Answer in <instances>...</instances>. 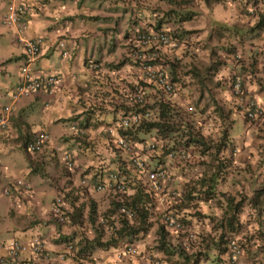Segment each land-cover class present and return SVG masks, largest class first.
<instances>
[{
	"label": "crops",
	"instance_id": "obj_1",
	"mask_svg": "<svg viewBox=\"0 0 264 264\" xmlns=\"http://www.w3.org/2000/svg\"><path fill=\"white\" fill-rule=\"evenodd\" d=\"M135 1L137 2L138 0ZM253 1L221 0L210 7L204 6L202 8L205 15L210 16L213 22L208 20L206 25H191L186 23L192 20L190 19L183 22L181 26L186 30H191L190 33L185 35L187 41L190 43L188 49L201 54V56H195L194 54V59L192 60L195 61L197 58L203 60L205 58L204 60L207 61L209 59V56H206L208 51L219 48L220 50H217L220 55L219 58L222 60L224 58L225 63L222 65V68L219 67L215 70L214 77L212 76V78L218 80L225 72L240 71L245 75L244 83L247 90L254 92L257 99L261 103H264V28L258 27L253 29V27H256L257 18L255 14H248V8L251 6L255 7L256 3H259ZM123 3L122 0H48L45 6H41L40 10L33 16L30 28L27 30L30 31L33 26L40 23L43 19L42 28L47 26L51 29L49 39L57 33L58 36L62 35L76 41V46L73 47L68 62L63 63L60 59L56 61L52 60V47L46 45L45 47L47 48L44 53L33 64V67L39 69V71L52 70L60 72L63 75L67 72L75 73V75H69L62 82L58 91L53 97H50L49 105H44L43 101L47 100V96L43 93L18 99L9 114L8 129L0 131L1 137L5 138L8 135L9 138L17 137V139H21L22 141L35 128H47L51 132V140L43 151L30 155L25 152V157L18 163L23 176L17 177L30 180L33 185L31 190L23 194L20 189L15 188L16 192H14V195L0 196V205H3V203L6 205L8 214L21 210L33 217L28 220L29 222H25L26 219L19 223L13 221L11 224V219L2 215L4 223L0 222V238L9 237L6 234L7 231L13 230V233L20 238L28 239L32 236L31 234L40 233L47 241V256L24 253L22 259L28 261L30 264H105L107 263L106 259L101 260V258L98 259L97 257H105L106 253L104 252L112 250L111 248H93L89 253V257L92 259L88 260L87 256L80 255V250L89 240L98 238V233H93L89 224L84 225L83 229H78L77 222H75L76 224H71L75 221L74 218H71V221L66 223L69 226H64L65 224L56 223L53 215L51 216L50 204L52 196L58 188L57 186L61 187L69 184V175L68 177L63 175V167L52 158V156L54 157L52 146L57 142L67 139L66 136L69 130L63 124L68 121H63V118L77 116L81 121L85 122V139L88 137L91 143L95 145V148H92V144L90 147H87L84 144L80 145V143H69L71 147L76 148L74 149L76 152L75 157L79 164L77 174L73 175L74 180H77L81 172H83L82 176L91 177L94 172L92 169H95L96 166H102L103 162L109 167L115 165L124 167L125 162L113 155L106 137L107 123L115 118L112 104H100L98 100L101 95L110 101H112L110 95L118 100L120 96L117 97L115 93L117 91L120 92L117 85L119 79L126 76L125 81L133 82L131 75H134L135 78L140 77L139 70L130 59L118 69L110 68V65L106 64L114 60L116 51L118 50L117 47L124 50L123 54L126 55L128 38L124 30L125 28L126 30L129 28L130 21L126 22V18H124L117 24L118 14L125 7ZM131 5L135 6L136 13L140 15H143L141 14L142 12L150 13L147 5L136 6L134 2ZM144 20L152 21L154 17ZM144 20H141L140 23L143 24ZM216 26L222 27L215 29L217 28ZM8 34V29L5 27L0 28V97L3 98V103L10 102L11 97H9V100L5 97L6 95L10 96L6 91L7 83L13 82L18 73L16 64L14 65L7 59L10 57L15 58L14 56H18L19 58L22 53V45L12 43L9 40ZM32 34L27 36H31ZM6 42L10 44L8 45ZM218 44L221 46L219 45V47ZM229 47L239 51L241 59L235 60L231 58L233 50L229 51ZM163 48L168 53L172 52L166 46H163ZM224 53L227 58L224 57ZM213 54V58H216L217 54L215 51ZM89 57L97 58L104 64L100 71L91 72L85 70L83 62ZM129 66L132 67L130 71L131 75H128ZM118 74L122 77L116 80ZM177 74L181 77L180 68ZM111 78L116 80L113 86L115 88H111ZM222 87L225 89L223 82L217 88L220 90ZM146 90L148 93L153 89L151 86H147ZM184 91L193 92V90L188 89V86L184 87ZM196 92L198 93L197 90ZM123 98L124 96L119 101ZM126 101L127 99L125 103ZM122 109L124 110V108ZM121 110L118 109L117 111ZM171 167L174 173L178 175L181 173L175 166ZM5 169L6 165L4 164L0 170V187H3L11 180V176L6 174ZM13 171L14 166L11 168L10 173ZM15 177L12 176V178ZM260 180L262 183H259L249 191V195L259 186H264V176ZM52 183L55 184L53 185ZM226 196L230 197L229 193H226ZM104 200V193L96 191L91 193V203L96 204L99 210H104L105 206L109 205ZM262 204V209L259 210L257 207L250 206L249 203L244 202L242 207L250 210L252 219L248 225L249 229L244 228L243 233H238V236H242V239L245 240L247 235H244V233L248 230V236H250L251 230H254L253 240L255 243L253 246L257 249L260 257L264 253V201ZM72 209L73 207L69 210L72 211ZM204 218L203 220H198L199 222L195 219L193 225L195 228L200 226L205 228L211 222L210 229L207 231L210 233L211 229H213V222L208 217ZM8 225H10L9 228ZM251 226H253V229ZM213 232H216L215 229ZM101 235L100 240L104 238L103 234ZM69 238H73L76 241V250L61 260L58 255L62 250L63 241ZM250 249H252V246ZM209 253L211 255L203 261V264H225L224 259H215L218 255L215 249L214 252ZM246 253L248 254V248Z\"/></svg>",
	"mask_w": 264,
	"mask_h": 264
},
{
	"label": "rangeland",
	"instance_id": "obj_2",
	"mask_svg": "<svg viewBox=\"0 0 264 264\" xmlns=\"http://www.w3.org/2000/svg\"><path fill=\"white\" fill-rule=\"evenodd\" d=\"M124 3L123 5L124 10L120 11L118 14L117 24L120 23L124 18H126V22H129L131 11L135 10V6L131 5L132 2L135 3L136 6L139 5H147L150 9V13H145L146 18L154 19L156 17H160L164 15V18H166L167 23L165 26H169V23L176 21V11L174 10H180L183 8H189L192 9V14L194 15V18L191 21H187L188 24H200L206 25L207 21H212L210 19V16H206L204 13V10L202 9L205 5H203L205 2L203 0H175V2L167 1V0H138L137 2L135 0H122ZM4 0H0V18L2 14L6 11V4L4 3ZM131 9V10H130ZM174 9V10H170ZM107 23V22H102ZM43 19L40 23L33 26L30 31H23L21 34L23 36H27L29 34L36 35L38 32L40 33L43 28ZM125 24V22H124ZM219 25V24H218ZM44 26V25H43ZM222 27V26H216ZM2 28V26H0ZM42 28V30H41ZM214 29V27H213ZM58 40L57 33L52 36V38L49 39L48 43L56 44ZM8 45L10 43L6 42ZM185 44H182L181 48L178 49V52H182ZM117 51L115 54L114 61L111 64V68L114 64L118 63L119 60L124 59V54L122 49L120 47H117ZM189 51V50H188ZM181 54V53H180ZM192 54H195V56H201V54H198L197 52H193ZM220 55L217 54L216 60L219 61L222 60L219 58ZM192 58V57H191ZM191 58L184 60L182 68L187 66H194V68L197 69V66L199 68L198 71L208 69L210 66V61L205 62V58L203 60L197 58L195 61H191ZM51 59L57 60L60 59L63 63L68 62L70 59L69 57L61 58L59 54L57 53L56 49H52L51 53ZM110 59V58H109ZM194 59V58H193ZM11 63L14 65L16 64L15 61L12 59L10 60ZM204 61V62H203ZM108 64V63H106ZM212 63L211 65H213ZM104 64L102 63V66ZM120 67V66H118ZM130 70L128 75H131V69L132 67L129 66ZM224 70V69H223ZM182 71V69H181ZM184 71V69H183ZM183 71L181 74L183 75ZM196 74V72H194ZM201 72H198L196 79L192 77V79L188 80L189 76H184L185 83L182 85L187 84L189 90H193V92H185L182 87L178 90L176 95L173 96V99H178L181 101L183 107H185L186 103L188 101H192L195 103V106L197 108L196 114H189V119L193 122L192 126L194 127V132H199L200 137H202V140L204 143L201 144H193L191 147L192 152V159L190 161H184V162H174L170 163L171 166H175L180 170V174L175 173L176 177V186L179 190L180 188V194L182 197V201L176 204V208L179 212L184 213H190L192 216L191 218H188V222L192 224L195 219L203 220L204 217H208L212 220L213 226L208 233V229H210L211 222L207 224V226L204 228L202 226L196 228L195 235L200 239V237H204V244L207 243L208 246V252H214L213 247V240L212 237L216 236L219 233V228L223 225V221L226 218L224 217V214L228 213V202L226 199V193H229L231 197H233V203L232 205L236 204L241 199H248L250 198V195L248 194L249 191H251L255 186H257L261 182V178L264 176V121L259 122V120H248L245 118L244 114L240 111H238V108H236L235 101L230 93V91L227 88H221L220 90L217 88L218 85L216 84L215 79L209 77V75L204 74ZM127 75V76H128ZM206 75V76H205ZM122 77L121 75L116 76V80L118 78ZM133 77V81L136 80L134 75H131V78ZM199 78H202V83L199 82ZM126 76H123L119 79V83H122L124 86L128 84L129 82L125 81ZM113 84L116 82V80H113ZM105 81V79H104ZM182 84V82H180ZM6 85V84H5ZM185 86V87H187ZM1 87V85H0ZM198 91V93L196 92ZM184 91V92H183ZM155 91L151 90L148 92V96L152 97L154 95ZM196 93V95H194ZM116 96H121L123 93L122 91H117L115 93ZM1 95V94H0ZM9 95V94H8ZM7 100H9L10 96H5ZM126 98V97H124ZM120 99V97H119ZM118 99V101H119ZM3 98L0 97V103ZM114 100L117 101V99L114 98ZM183 101L185 103H183ZM112 111L115 110V102L112 101ZM197 104V105H196ZM215 115V116H213ZM5 134V133H4ZM143 136H149L147 133L140 134V137ZM7 137V138H6ZM5 138L0 136V162L4 166L6 165L5 172L7 175H10L11 180H15L18 177L17 176H23V172L20 171V166L18 163H20V160L25 157V151L22 146V140L17 139V137H10L7 135ZM172 138L171 136H169ZM169 140V139H168ZM221 141H225V144L223 147H220V150L217 151V147ZM90 142V141H89ZM92 144V148H95V145ZM208 146V149H203V145ZM163 147H159L158 152L159 154H162ZM158 152L154 153V155H159ZM218 152V153H217ZM114 156L117 157H126L125 154H120L118 152L114 153ZM147 156V155H146ZM164 157V155H161ZM148 159L151 160L149 156H147ZM218 158H222L226 160L227 165L223 164L218 166V163H220ZM152 161V160H151ZM154 162V161H153ZM59 163V162H57ZM14 166V171L10 173L11 168ZM59 167V165L57 164ZM62 166V165H61ZM65 168V167H64ZM217 169V177L215 178V181L213 184H215L214 187V194L211 196V198L205 200L203 197H197V192H199V187H201V177H209V175L214 172ZM184 171L187 172L183 173ZM63 175H66V170H63ZM121 174L123 176V173L121 171ZM125 175L131 174L132 181L135 180L134 177H136L133 173V171L130 170V168L125 169ZM12 176H16L15 178H12ZM180 176V177H179ZM130 177V178H131ZM53 185L55 183H52ZM193 186V187H192ZM230 187V188H226ZM260 187V186H259ZM131 192V196H134L133 188H129L128 190ZM195 191V193H193ZM253 194V193H252ZM105 196V203L109 204L106 205L104 210L109 209V207L113 206V203H111V197L104 193ZM2 197V196H1ZM91 199V196L87 197V200H85V205L83 206V210L81 211V216L83 219L86 217V212L88 209L89 200ZM143 199L148 200L145 196H143ZM101 201L103 199L100 198ZM152 200V201H150ZM148 202L152 205L150 206V220L152 222V227L150 228L149 232H147L144 235H139L135 237V244L137 245L138 254L126 257L123 261H119L115 259L114 251H108L104 252L106 253V256L103 257H97L98 259H106L107 263L105 264H113L116 262V264H127V263H140V262H152L154 263L155 259L150 255L151 252L155 249V244L158 242V233L156 232L157 227L159 226V217L160 213L163 209L166 208V205L164 203H161L156 198L150 199ZM142 202L140 200L139 204ZM263 203V200L260 201L259 205ZM149 206V205H148ZM262 209V208H261ZM101 209L100 211H104ZM244 212L241 213L240 220H241V228H240V234L243 233L244 228H248V225L251 223L252 214L250 210L247 208L243 210ZM2 215L5 217H9L11 219V224L14 222L19 223L24 220L25 222H29L28 220L33 218L32 216H29L26 212H23L21 210H16L15 213H7L6 205H0V222L4 223L2 221ZM228 215V214H227ZM205 219V218H204ZM75 220V219H74ZM205 221V220H204ZM77 222V221H76ZM69 223V222H68ZM71 223V222H70ZM75 223L74 221L71 223ZM79 223V222H78ZM87 223V222H86ZM76 224V223H75ZM81 224V223H79ZM204 224V222H202ZM78 225V224H77ZM76 225V226H77ZM245 225V226H244ZM64 226H69L68 224H65ZM244 226V227H243ZM10 225H8V228ZM84 225L80 227V225L77 226L78 229H83ZM253 229V226H251ZM207 228V229H206ZM220 228V229H221ZM195 229V228H194ZM198 229V230H197ZM201 229V230H199ZM215 229L216 232H213ZM91 230L93 233L96 232L95 229L92 228ZM202 230L204 231L202 233ZM81 231V230H80ZM254 230H251L250 234L252 236H248L249 232L244 233V235H247V238L245 239L244 244V255L242 258V264H264V253L260 257V254H258L257 249L253 246L255 241L253 240V232ZM109 233V232H108ZM212 233V234H211ZM7 236H16L13 233V230L7 231ZM167 242H169V247H173V253L169 255V257L165 253H157L158 256L156 258L160 259L159 264H166L168 261H174L179 262L182 261L184 253H180L181 246L178 245L179 237H173L172 235H167ZM195 236V237H196ZM6 237V238H9ZM18 237V236H17ZM104 239L107 238V235H103ZM242 237V236H241ZM252 246V249H250ZM248 248V254L246 253ZM250 249V250H249ZM77 254V252H76ZM94 256V255H93ZM100 256V255H98ZM219 257V256H218ZM222 259L221 257H219ZM88 260L92 259L87 258ZM115 259V261H114ZM84 262V261H83Z\"/></svg>",
	"mask_w": 264,
	"mask_h": 264
},
{
	"label": "clouds",
	"instance_id": "obj_3",
	"mask_svg": "<svg viewBox=\"0 0 264 264\" xmlns=\"http://www.w3.org/2000/svg\"><path fill=\"white\" fill-rule=\"evenodd\" d=\"M47 1L48 0H24V3L26 5H28V6H30V9L27 10V12L24 13L23 15L19 16L15 21L8 22V17L7 16L9 15V12H10V9H9L10 0H5L6 11L2 14V16L0 18V25L2 27H5L6 29H8L9 40L12 43L21 44L22 45V53L19 56V58H18V56H14L15 58L10 57V58L7 59L8 61H10V60L13 59L16 62V68H17V65H20L21 66V71H20V73H17V77H16V79L13 82L7 83L6 91L8 92V94L10 95L11 98H10V102L9 103H3V102L0 103V117H2L4 119V122L3 123H0V131L7 130L8 129V126L7 125H8V117H9V114L12 111V108L14 106V103L18 99H20L22 97H30V96L35 95V94H42L43 93L44 95L47 96V100L45 99L43 101V103H44V105H49V99H50V97H53V95L58 91V89L61 87L60 85L62 84V82L69 75H72V76L75 75V73H70V72H67V73H65L63 75L60 72L52 71V70L51 71H44V70L39 71V69H37V68L35 69L33 67L34 62L46 50V48H47V47H45L46 45H49L50 47H52V49H56L57 53L59 54V56L61 58L68 57L71 54V51H72L73 47L76 46V41L75 40H71V39H69L67 37H64L62 35L58 36V40H57L56 44H47L48 43V40H49L50 31H51V29L49 27H47V26H45L40 33L38 32L36 35H33V36L32 35L31 36H23L21 34L23 31H27L30 28V24H31V21H32L33 16L36 14L37 11L40 10L41 6H43V5L45 6V4L47 3ZM253 2H259V3H256L257 5L255 7L254 6L249 7L248 8V14H254V11L257 12L259 9L260 10H263L264 9V0H254ZM137 26H139V25H134L133 26L131 23H129V28L127 30L125 28V30H124V33L127 35V38H128L127 43H126V45H127V47H126V55L124 56V58H127L128 57V59H130V61L133 64H135V66L139 70L140 77L143 78V79H145L143 73L138 68L137 62L134 61L131 58V56H130V51L132 49L133 34H134L135 27H137ZM146 28H153V27L151 25H148ZM154 29H156V28H154ZM37 37H42V39H43V41L40 44L39 51H38V53L34 57H32L31 59H28V53L26 51V41L27 40H31V39L33 40V39H35ZM60 41H63L65 43V48L59 45V42ZM163 46L168 47L173 52L175 51L174 49H177L179 47L178 45L176 47H170V46H167V45H162V47ZM63 49H65L67 51L66 54H62L63 53ZM228 49H230V50L232 49L233 50L232 55H231V58H233L235 60L241 59V54H240L239 51H237L236 49H233L231 47H229ZM177 51H178V49H177ZM128 59L125 60V62L128 61ZM91 61L96 62L98 64L93 69L88 67L89 62H91ZM112 62H115V61L112 60V61L108 62V65H110V68H111ZM26 64H27L29 73L33 77H35V78H40L41 76H45V75H49V74H54L55 76H57L60 79V82L58 83V85L56 86V88L53 90L52 94L48 93V87H47L48 85L44 84L39 89L32 91L28 95H19L16 98L13 96V93L11 91V87H13L15 84H17L20 81L21 76L23 74V66H25ZM123 64H121L120 67ZM83 65H84L85 70L91 71V72L92 71L93 72H98V71H100L102 69V62L100 60H98L97 58L95 59V58L89 57L85 62H83ZM120 67H116L115 64H114L112 68L118 69ZM166 67L167 66H165V68ZM166 69H167V72H169L168 68H166ZM234 73H240L241 74L242 72L237 71V70L234 71V72L233 71L231 72L232 75H234ZM134 82H136V80H134L133 82H129L128 84H126V86H124L122 83H118L117 84L119 86L120 91H122V93H123L120 96V98L122 96H124L126 98H123L120 101H118V100L116 101V100H114L113 96L110 95L112 101L115 102V107L116 106L117 107L115 108V110H113L115 112V118L111 119V121L109 123H107V126H106V133H107V136L106 137H107V141L109 142V145L111 147V152L113 153V155H114L115 152H118V153H120L122 155L123 154L126 155V157H122V156L119 157V156H117L119 159H121L122 161L125 162L124 163V167L116 166V165L115 166H112V167H109V166H107V165L104 164L105 162H103L102 166H96L95 169H92L94 172L91 175V177L90 176H82L83 175V172H81L79 174V176L77 177V180H74V176L73 175L74 174H77V170H79V164H78V160H76V157H75V153L76 152H75L74 149H76V148L75 147H71L69 145V143L75 142L76 144L77 143H80V145L81 144L82 145L84 144L87 147H90L91 146V141L89 140L88 137L85 139V136H86V134H85V132H86L85 126L86 125H85V122L84 121H81V119H79L77 116H71L69 118H66V117L63 118V121H68L66 123L64 122L63 125L64 126H67V128L69 130V133L66 136L67 137L66 140L57 142V143H55L52 146V151L54 153L53 154L54 157L52 156V158H54V160L56 162H59V164L62 165L63 169L66 170V172H67L66 176L68 177V175H69V177H68L69 184L63 185L61 187H59V185L57 186L58 188L55 190V193L52 196V200H51V204H50V210H51V213H52L51 216L53 215V219H54V221L56 223L66 224L67 222L71 221V218H72L71 215H70L71 210H69V209L72 208V207L74 208V206L77 207L78 205H82V204L85 205V200H87V197L88 196H91V193L94 192V191H96V192H102V193H105V194L109 195L111 197V201H110L111 203H113V201H115V200L119 202L118 205H117V207L114 210L116 215L125 216L131 223H133L134 221H136L137 219L135 218L136 217V210H135V208L132 207L130 204H128L124 200V199H126V197L124 195H122L121 193H119L120 191H117V192H112V191H107V190L106 191H99V190H96L95 189V184L100 179H103L104 178V175H105V173L107 171L117 170L118 171L119 178L121 180H123L125 182V184H126V189L124 191L126 192L127 195L128 194H131V192L128 191L129 190V187H131V186L134 185L133 186V188H134L133 191H135V188H143V191H145L146 193H150V196H152L153 198H156L161 203H164L166 205V208L161 211L160 217L158 219H159L160 223H162L164 225L165 229L167 231H169V234L170 235H172L173 237H179L178 245L182 246L184 249H188L189 248V245H190L189 244L190 241L193 240V239H195V236H196L195 235L196 228L194 227L193 223L190 224L189 222L183 221V219L181 218L180 214H176V212L178 211V209L176 208V204H178L179 202L182 201V197H181V194H180L181 192L179 191L180 188L178 190V188H177V186L175 184L176 183V177H175V173L173 172L170 163H173L174 164V162L190 161L192 159L193 155L191 156L190 159L184 160V161H179V160H176V159L166 160L165 159L166 150H168V148L169 149H174L176 147L171 146V145L168 146V145L165 144L164 141L157 140L153 136H143L142 139H131V138L128 137L130 139V141L132 142V144H133L132 150H134L139 155H141V157L146 162V166L147 167L158 166V165H162L163 164L164 167L168 169V171H169V173H170V175L172 176V179H173L172 186L175 188V190L178 191V195L177 196H173L171 194V192L169 190H167V189L164 190L162 194H154L153 192H149L147 190L146 185H145V178H146L145 177V170H143V169L140 170V169L135 168L133 166L131 160H130V154H131V152L130 151H126V150H122L114 142V139H115V137L117 135H123V134L120 133V129H127L128 128V127L122 128V127L118 126V122H119L120 116L123 115V114L128 113V112H126V113L123 112L124 111L122 109L123 107L120 106L119 104L122 101H123L122 103L124 104L126 99H127V101H126L125 104H128L129 102L132 101V100H130L131 97H134V100H136L135 99V95L133 94V87H134L133 86L134 85L133 83ZM113 86H114V84H113V81H112L111 88H115ZM131 86H133V87H131ZM147 86H151V88L155 91V86L154 85L152 86L150 84H147L144 87L143 92L145 91V93H147V90H146L147 89ZM179 89H180V86L176 90L178 91ZM230 93H231V95H232V97H233V99L235 101V105H236L237 102H236V99H235V97L233 96V94L231 92V89H230ZM147 95H148V93H147ZM144 97H145V95H144ZM98 100H99V103L100 104H103V103L104 104L105 103H107V104L108 103L113 104L112 101H110L106 97H103V95L99 96ZM258 102L260 104H262L259 100H258ZM189 105L192 107L191 109L188 108ZM184 108H185V110H188L187 113H189L190 115L192 114L191 112L197 111L196 106H195V103L192 102V101H188L186 103V105H185ZM238 108H240V107H238ZM118 109L119 110L122 109V110L118 112L117 111ZM240 111L244 114V112L242 111L241 108H240ZM213 116H215V115H213ZM244 116H245V114H244ZM263 116L258 117V118L253 119V120H259V122L264 121V117ZM245 118H246V116H245ZM139 125H137V126H139ZM72 126H74V127H72ZM110 126H114L116 128V131H115V134L114 135H112V134H110L108 132V128ZM137 126H135V127H137ZM130 128H133V126H131ZM37 131H44V132L47 133L48 136H47L46 141L44 142L43 146L41 147V149L38 150V151L32 152V151H30L27 148V141ZM66 132H67V130H66ZM27 135L28 136H26L25 139L22 141V146L24 148V151L28 155H30V154H37V153L43 151V149L49 144V141L51 140V132L47 128H35V129L31 130ZM84 140H85V142H84ZM148 141H155L157 143V147H156V149L154 151H148V152H146L145 149L143 148V145L146 142H148ZM159 147H163L162 154H159V152H158ZM186 149L191 151V147L190 148H186ZM156 152H158L159 155H154V153H156ZM64 153H69L70 159H71V162H72L71 165H69L68 162L66 161V159L64 158ZM146 155L149 156L152 161L150 159H148ZM161 155H164V157L161 156ZM1 168H2V163H0V170H1ZM126 168H130V170L133 171L134 175L136 176V177H134L135 178L134 181H132L133 180L132 177L131 178H128L129 181L124 180L123 177H125V178L127 177L124 174ZM121 171L123 173V176L121 174ZM86 172H91V171H86ZM201 178L203 180V177H201ZM83 180H85V181L83 182ZM202 180H201V187H199V192H197L198 195L200 194V190H202L204 188V185H202ZM18 181H20V182H18ZM24 184H28L29 186L27 188H23V185ZM32 186H33L32 183L27 178H23L22 177V178H17L15 180L13 179V180L8 181L3 187H0V196L1 195H4V196L5 195L6 196L14 195V192H16V189L15 188L20 189L22 191V193L24 194V193L30 191L31 188H32ZM261 187L262 186L256 188L253 191V194L250 195V198H252V196L255 194L256 190L259 189V188H261ZM193 193H195V191H193ZM198 195H197V197H198ZM56 196H60L61 197L60 206H61V209L63 211L64 218H65L63 221H61L59 219V217H57V215L52 210V204L55 202ZM146 198H148V194H147ZM230 198H231V196L230 197H227L226 196V199H230ZM250 198H249V200L248 199H244L243 204L239 206V208L241 210V212L239 213V217L241 216V213L244 212L243 211L244 208L242 207L244 205V202L249 203V205L251 206L252 203L250 202ZM168 200L170 202H168ZM261 200L264 201V193L260 195L257 204L254 206V207H257V209H259V210H261V208H262L259 205V203H260ZM91 202L92 201L90 199L89 200V203H91ZM68 204H70V206H68ZM120 204H125V205L129 206L130 208H132L134 210V216L132 218H128L126 215H124L122 213H119L118 212V207H119ZM168 210L169 211H172L173 213H175L178 216V218L181 219L183 221V223L186 225V228L183 231H181V230H175V229H172V228H169V227L166 226L165 222L163 221V216H164V212L165 211H168ZM239 230H240V228H239ZM187 231H191L193 233V237H191V238L188 237V239L186 240V241H188V246H185L183 244V240L186 239V237H187ZM239 232L240 231H238L236 234H229V235H227V239L225 241V246H226L225 252L224 253H220V255L217 253L218 256L222 258L221 260H223V259L225 260V262H224L225 264H227L228 241L230 239H237V241L242 246V251H243L242 252V256H241V264H242V258H243L244 252H245L244 251V244H246V243H245V240L242 239V237H239L238 236V233ZM31 235L32 236H30L28 239L27 238H25V239L24 238H20V237H17V236H11L9 238H17V239H19L21 241L29 242L32 239V237L39 236L40 238H42L44 240V244H45L44 252L45 253L44 254H35V253H33V252L29 251V250L26 251V252H24V253H32L34 255L47 256L48 246H47V241H46L45 237L43 235H41L40 233H33ZM250 236H252V235L250 234ZM9 238H3V239L0 238V241L1 242H5ZM70 241L73 242L74 247H73L72 250H67V248H65V246ZM133 241L130 242V243H127L126 245H124V248H122V249L112 246L111 249H112V251H114V256H115V259L116 260L123 261L126 257H130V256H133V255L138 254V249H137V245L135 244V239ZM75 242L76 241L73 240V238H69L68 240H64L63 241L62 250L60 251V253L58 255L61 260L65 259L68 254H72V253L75 252V250H76V243ZM128 245H133L135 247L136 251L134 253H129L126 250V247ZM96 248H98V247H96ZM24 253L22 254V256L24 255ZM22 256H21L18 264H22V263H28V264H30L28 261L23 260L22 259ZM218 256H216L215 259H220ZM115 259H114V261H115ZM154 262H155L154 264L159 263L158 260H155ZM127 264H132V263H127Z\"/></svg>",
	"mask_w": 264,
	"mask_h": 264
},
{
	"label": "trees",
	"instance_id": "obj_4",
	"mask_svg": "<svg viewBox=\"0 0 264 264\" xmlns=\"http://www.w3.org/2000/svg\"><path fill=\"white\" fill-rule=\"evenodd\" d=\"M175 2V0H167ZM205 3L203 5L210 7L212 4L219 2L221 0H203ZM131 10V9H130ZM136 10V9H135ZM131 11L130 15V23L134 25H139L141 28H146L148 25H151L153 28L156 29H163L165 30L170 36L178 41V48H181L182 44H185L183 49L181 50L182 52L181 55L180 53L176 50V52H170L168 53L162 45H158V51L160 52V62L163 66H167L169 72V76L171 80L174 82L175 85H177V88L182 87V85L185 83L184 76H189L188 80L192 79L194 77L196 79L198 72L204 73L209 75V77L212 78L214 75L215 70L217 68H222V65H224L225 61L224 58L223 60L217 61L216 58H213L214 54L213 52L215 51L216 54H218L217 50L218 49H213L209 50L208 54L206 56H209L207 61L212 60L210 63V66L208 69L198 71L197 69L199 66H197V69L194 68V66H187L183 67L184 60L191 58H194L192 54L193 50H189V45L190 43L187 41V38L185 37L186 34L190 33L191 30L185 29L181 26L183 22L186 20H190L194 18V15L192 14V9L189 8H183L180 10H174L176 11V16L177 19L176 21H172L171 24L169 23V26H165L167 23V19L164 18L163 16L156 17L152 21H146L143 24L140 23L141 20L146 19V15L144 12H142L140 15L136 13L137 11ZM254 14L256 15L257 22H256V27L254 28H264V9L263 10H258V12L254 11ZM145 21V20H144ZM223 25V24H221ZM252 29V30H253ZM183 33V34H182ZM220 44H218L219 46ZM221 46V45H220ZM219 46V47H220ZM157 48L156 46H154ZM215 47V46H214ZM223 47V46H222ZM189 50V51H188ZM230 51V49H228ZM232 50V49H231ZM264 50V49H263ZM262 51V50H261ZM219 55V54H218ZM224 57H226L224 53ZM127 58L121 59L118 63L115 64L116 67L120 66L127 60ZM183 60V61H182ZM264 60V56H263ZM207 61H205L207 63ZM194 62V61H193ZM208 64V63H207ZM184 69L183 75L181 77L179 74H177V71ZM21 71V66L17 65V72L20 73ZM181 71V72H182ZM196 72V74H194ZM225 72L222 74L221 78H219L216 81L217 85L223 84L225 85V88L231 89V82L233 75L231 72ZM203 74V75H204ZM242 74V80H243V88L246 90L247 93L251 94L252 96L256 97L254 92H250L247 90L245 87V75ZM206 76V75H205ZM214 77V76H213ZM202 78H199V82L203 84ZM182 82V84H180ZM134 87L135 86H140L141 88L144 89V87L147 84L154 85L155 86V93L152 97L148 96L147 93L144 91V101L143 102H138L134 100V97H131L128 104H123L122 102L119 104L124 108L123 112H131V111H142L145 112L147 111L149 113L148 117L142 121V123L137 126L130 128L128 127L127 129H120V133L123 135H126L127 137L131 139H142L140 137V134L147 133L149 136H153L157 140H162L165 142L166 145L168 146H174L176 148L178 147H185V148H190L192 147L193 144H201L204 143L202 140V137H200L199 132H194V127L192 126L193 122L191 119H189V113L188 110H185L183 107L182 103L180 100L173 99V96L179 93V91H174L173 93H165L163 92L158 85L151 83L150 81H147L146 79L143 78H136V82L133 83ZM131 86V87H133ZM187 86L184 85V87ZM176 88V89H177ZM184 92V91H183ZM183 103H185L183 101ZM197 105V104H196ZM262 107L264 108V103L261 104ZM239 105L236 103V108H238ZM197 109V108H196ZM238 111L240 112V108H238ZM197 111L191 112L192 114H196ZM189 115V116H188ZM264 117V116H263ZM28 136V135H26ZM171 136L172 138H170ZM169 139V140H168ZM225 144V141H221L218 145L217 151L220 150V147H223ZM204 151L205 149H208V146L204 144L202 145ZM218 153V152H217ZM220 163L219 165L225 164L226 160L222 158H218ZM217 169L212 172L209 177H204L202 180V185H204V188L200 190V194L198 196L205 198V200L211 198L213 196L215 190V184L213 182L215 181V178L217 177ZM131 174L126 175L127 177H123L124 180L129 181L128 178H130ZM134 186V185H133ZM133 186L129 188H133ZM134 189V188H133ZM122 195L126 197L124 199L128 204H130L132 207L135 208L136 210V221L131 223L125 216L122 215H116L115 214V208L118 205V201H113V206L109 207V209H106L104 211H100L96 204L94 203H89L88 204V209H87V214L85 219L82 218L81 216V211L83 210V204L78 205L77 207L74 206L73 210L71 211L70 215L72 218L75 219L74 222L77 221V224L81 226L89 224L92 226L93 229L96 230L98 233V238L89 240V242L85 243L84 247L81 248L80 255L82 256H87L89 257V253L92 251L93 248H102V249H109L112 248V246L117 247V248H124V245L127 243L132 242L135 237L139 235H144L147 232H149L150 228L152 227V222L150 220V206H152L148 200L152 199L153 197L150 196V193H146L143 191V188H135L134 191V196H131V194H126L125 191H120ZM264 193V186L261 188L257 189L255 194L250 198V202L252 203L251 205L255 206L259 200V197L261 194ZM148 194V200L143 199V196H147ZM142 200V204L140 202ZM152 201V200H150ZM243 199L239 200L236 204L232 205L233 203V198L231 197L230 199H227L228 202V213L226 212L224 214V217L226 218L223 221L222 228L220 229L219 233L216 236L212 237L213 240V247L217 251V253L220 255V253H224L226 246H225V241L227 239V235L229 234H236L239 231V226L241 225L239 213L241 212L239 206L243 204ZM149 205V206H148ZM176 214H180L181 218L183 221L188 222V218H191L190 213H184V212H176ZM228 214V215H227ZM81 224H79V223ZM87 222V223H86ZM240 223V224H238ZM109 232V233H108ZM156 232L159 234L158 235V242L155 244V249L153 252L150 253L149 256L153 257L155 260H158L160 262V259L156 258L157 253H165L168 257L173 253V247H169V242H167V235H169V231H167L162 223H159V226L156 229ZM101 234L107 235L106 239H99L102 237ZM199 237V236H198ZM197 236L195 239L190 241V245L188 249H184L181 246L180 253H184L182 261L179 262H174V261H168L166 264H203V261H205L209 256L211 255L208 252V246L207 243L204 244V237H200V239ZM134 242V241H133ZM180 246V245H179ZM218 256V255H217ZM91 260V259H90ZM155 263V262H154ZM152 262H140V263H135L132 261V264H154ZM113 264H116L115 262ZM159 264V263H156Z\"/></svg>",
	"mask_w": 264,
	"mask_h": 264
},
{
	"label": "built area",
	"instance_id": "obj_5",
	"mask_svg": "<svg viewBox=\"0 0 264 264\" xmlns=\"http://www.w3.org/2000/svg\"><path fill=\"white\" fill-rule=\"evenodd\" d=\"M8 22L15 21L19 16L23 15L30 9V6L24 3V0H10L9 4ZM43 41L42 37L26 41V51L28 53V59L34 57L40 48V44ZM59 45L65 48L63 41L59 42ZM158 45H167L170 47H176L178 42L175 41L170 34L163 29L154 28H141L135 27L132 41V49L130 51L131 58L137 62L138 68L143 73L145 79L154 83L160 87L165 93H173L176 91L177 85L171 80L168 75L167 69L160 62V52L157 50ZM156 46L157 48H155ZM67 51L63 49L62 54H66ZM98 64L96 62H89V68H95ZM60 79L54 74L41 76L40 78L33 77L28 70L27 64L23 66V74L20 81L11 87L13 96L16 98L19 95H28L34 90L39 89L42 85H48V93L52 94L56 88ZM231 92L236 99L237 104L244 112L245 116L249 120L256 119L264 115V108L258 102L257 98L247 93L243 88L242 74L234 73L231 82ZM133 94L138 102L144 101L143 88L140 86L133 87ZM189 109L192 107L189 105ZM147 111H131L123 114L119 118L118 126L122 128L135 127L142 123L148 117ZM4 119L0 117V123H3ZM74 127V126H72ZM116 128L110 126L108 132L112 135L115 134ZM47 133L44 131H37L27 141V148L32 151H38L43 146L47 138ZM115 144L122 150L130 151V160L133 166L140 170H145V185L149 192L154 194H162L164 190H169L173 196L178 195V191L172 186L173 179L167 168L164 165L147 167L144 159L137 152L132 150L133 144L125 135H117L114 139ZM157 147L155 141H148L143 145L146 152L154 151ZM192 153L184 147H178L174 149L166 150V160H179L184 161L190 159ZM64 158L69 165L72 164L69 153H64ZM85 180H83L84 182ZM20 182V181H18ZM29 185L24 184L23 188H27ZM95 189L99 191H124L126 184L119 178L117 170L107 171L103 179H100L95 184ZM165 199V198H164ZM167 200V199H166ZM61 197L56 196L55 202L52 204V210L63 221L64 215L60 206ZM168 202H170L168 200ZM118 212L126 215L128 218L134 216V210L125 204H120ZM163 221L166 226L175 230L183 231L186 225L178 216L172 211H165ZM187 230V229H186ZM188 237H193L191 231H187V237L183 240V244L188 246ZM74 247L73 242L67 243L65 248L72 250ZM45 244L44 240L39 236H34L29 242L21 241L17 238H9L5 242L0 241V264H18L22 254L26 251H31L35 254H44ZM126 250L129 253L136 251L133 245H128ZM242 246L237 239H230L228 241V255L227 264H241ZM119 255V254H118ZM28 264V263H22Z\"/></svg>",
	"mask_w": 264,
	"mask_h": 264
}]
</instances>
